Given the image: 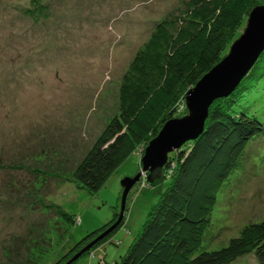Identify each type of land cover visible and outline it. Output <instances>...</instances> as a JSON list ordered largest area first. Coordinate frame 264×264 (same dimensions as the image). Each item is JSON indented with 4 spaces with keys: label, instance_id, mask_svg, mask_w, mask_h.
<instances>
[{
    "label": "rangeland",
    "instance_id": "1",
    "mask_svg": "<svg viewBox=\"0 0 264 264\" xmlns=\"http://www.w3.org/2000/svg\"><path fill=\"white\" fill-rule=\"evenodd\" d=\"M178 1L42 0L43 4L38 8L37 0H0V80L6 79L5 84H0V134L6 142L9 136L20 131L22 144L35 146L30 153L33 155L27 159L22 157L27 155L22 150L15 153L8 146L2 148L3 158L10 159L14 165L15 171L10 174L20 175L23 184L8 186L12 176L9 171L2 174L7 169H0V182L6 186L0 190V197L8 205H0V264H49L61 253L68 254V245L113 216L107 228L118 220L120 223L121 180L135 178L140 172L139 179L128 188L123 208L127 205V211L121 226L104 243H97V238H101L107 228L93 239L84 248L93 244L92 253L82 256L78 264H100L102 254L107 262H114L126 252L151 206L159 194L167 190L169 177H165L164 168L142 170V156L148 142L135 151L127 140L129 149L126 153H132L124 160L119 156L120 164L98 191L96 187L80 185L76 169L119 115V85L131 57L146 40L155 22ZM255 1V5L264 4V0ZM249 12L222 58L243 33ZM258 73L260 80L256 85L249 80L245 86V102L242 101L243 106L250 108V114L264 122V67ZM252 78L256 80L257 76ZM257 92H262V96H255ZM180 98L184 100V95ZM249 104H255V110ZM180 106L179 101L171 118L187 115L186 107ZM117 136L115 133L108 142L113 143ZM174 167L172 162L169 171ZM30 188L37 190V194L34 196L33 192V197L21 200L22 206L26 207L21 212L22 219L7 221L8 210L12 208L10 204L12 206V202ZM57 205L80 219V223L78 221L72 227L71 238L64 248L61 238L52 240V236L46 234L45 226L54 229ZM43 210L46 212L40 213ZM263 218L264 136L248 147L244 168L219 192L211 217L212 227L203 247L217 249L238 235L243 224ZM30 221L43 225L42 234H34L40 241L48 240L49 236L53 248L47 255V250L43 253V246L36 249L37 245L28 250L23 244V251L15 245L10 251L6 250L14 243L11 235L18 230L14 225L30 224ZM64 229V223H61L55 232L62 236L67 233ZM8 232L13 233L9 235ZM64 236L65 241L66 234ZM242 263L257 264L251 254L231 264Z\"/></svg>",
    "mask_w": 264,
    "mask_h": 264
},
{
    "label": "trees",
    "instance_id": "2",
    "mask_svg": "<svg viewBox=\"0 0 264 264\" xmlns=\"http://www.w3.org/2000/svg\"><path fill=\"white\" fill-rule=\"evenodd\" d=\"M255 2L179 0L155 22L148 37L135 51L122 73L118 90L119 115L102 134V142L99 138L77 166L76 174L80 185L96 187L98 191L112 170L120 164L119 156L124 160L125 156L132 153H126L129 149L127 140L133 150H139L140 146L157 134L166 120L174 116L177 102L180 101V108H185L182 103L184 100L180 97L220 61ZM42 4V0H37L38 8ZM262 53L233 92L212 102L202 133L195 140L184 143L178 150L168 154L167 163L163 166L165 177H169L167 190L162 191L151 206L140 231L131 240L126 252L110 263L102 254L100 264H231L248 254L255 257L257 264H264V218L239 226L238 235L231 237L217 249L203 247L212 227L211 217L219 192L229 185L233 175L244 168L248 147L264 136V122L257 115L250 114V108L243 106L246 84L253 80L256 85L260 80L258 72L264 67ZM255 76L256 80L252 78ZM5 80L2 78L0 84H5ZM262 94L257 92L254 95L261 97ZM262 102L264 104V95ZM251 105L253 104L248 106ZM251 109L255 110V104ZM18 133L21 132L15 133L17 137L13 132L14 135L9 136L6 142L0 134V169H7L2 174L9 171V176H12L8 186H21L23 182L20 175L10 174L15 171L14 165L10 159L3 158L2 148L8 146L15 153L22 150L27 154L22 156L25 159L30 158L33 155L30 153L35 149V146L25 141L22 144ZM113 133L118 136L110 143L108 139L113 137ZM26 150L30 152L27 153ZM10 156L13 157L12 154ZM172 162L175 167L169 171ZM4 186L0 182V190L5 189ZM35 191L37 190L33 188L28 189L12 202V206L10 204L12 208L8 210L7 221L22 219L21 212L26 208L22 206V201L33 197V192L36 196ZM4 202L7 201L0 197V205L8 207ZM56 209L59 212L55 211L56 220L53 224L60 228L61 223H64V231L67 233L60 236L55 232L54 225L52 230L47 225L46 234L51 235L52 240L54 237L61 238V246L64 248L63 245L71 238L72 227L78 221L80 223V219L60 205ZM125 210L127 211V205L121 222L101 238H97V243H104L111 238L123 223ZM45 212L43 210L40 213ZM115 214L118 215V212ZM113 218L114 216L68 245V254L61 253L49 264H78L82 256L92 253L94 245L84 248L111 224ZM34 222L14 225L18 230L12 232L13 235L7 233L14 236V243L8 245L6 250L10 251L15 245V248L23 251V244H26L28 250L37 245L36 249L43 246L42 251L44 253L47 250V255L53 248L52 242L48 235V240L44 238L41 241L39 236L34 235L42 234L44 230L43 225ZM2 229L4 228L1 227Z\"/></svg>",
    "mask_w": 264,
    "mask_h": 264
},
{
    "label": "water",
    "instance_id": "3",
    "mask_svg": "<svg viewBox=\"0 0 264 264\" xmlns=\"http://www.w3.org/2000/svg\"><path fill=\"white\" fill-rule=\"evenodd\" d=\"M263 50L264 4H261L255 5L250 10L246 27L231 44L228 54L186 91L184 99L187 115L167 120L157 134L148 141L142 156V170L148 168L152 171L163 167L169 153L178 150L184 143L195 140L204 129L211 103L233 92ZM139 177L140 172L135 178L125 177L121 180L120 217L124 211L128 188ZM118 221L107 228L102 235L114 228Z\"/></svg>",
    "mask_w": 264,
    "mask_h": 264
},
{
    "label": "bare ground",
    "instance_id": "4",
    "mask_svg": "<svg viewBox=\"0 0 264 264\" xmlns=\"http://www.w3.org/2000/svg\"><path fill=\"white\" fill-rule=\"evenodd\" d=\"M260 56V55H259ZM248 73V72H247ZM185 95V94H184ZM218 99V98H217ZM216 100V99H215ZM184 104H185V99H184ZM212 104V103H211ZM210 107V106H209ZM129 191V190H128ZM128 191H127V193H126V196H127V194H128ZM126 199V198H125ZM123 216H124V213H122V215H121V217H122V219H123ZM119 224V223H118Z\"/></svg>",
    "mask_w": 264,
    "mask_h": 264
}]
</instances>
